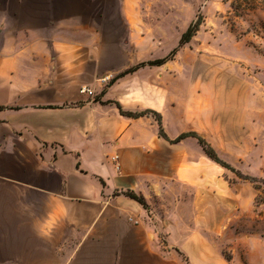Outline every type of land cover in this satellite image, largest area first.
Listing matches in <instances>:
<instances>
[{"label": "crops", "instance_id": "crops-1", "mask_svg": "<svg viewBox=\"0 0 264 264\" xmlns=\"http://www.w3.org/2000/svg\"><path fill=\"white\" fill-rule=\"evenodd\" d=\"M140 12L96 25L88 11L0 0V264H171L162 237L204 249L206 167L220 166L178 139L216 145L204 99L174 71L178 55L119 76L180 40Z\"/></svg>", "mask_w": 264, "mask_h": 264}, {"label": "rangeland", "instance_id": "rangeland-1", "mask_svg": "<svg viewBox=\"0 0 264 264\" xmlns=\"http://www.w3.org/2000/svg\"><path fill=\"white\" fill-rule=\"evenodd\" d=\"M45 7L59 9L62 18L88 11L96 25L120 26L123 8L139 9L141 23L156 13L166 21L155 33L172 41L203 16L174 55V71L186 72L190 91L202 94L212 145L234 170L206 167L203 250L196 240L162 237L157 244L170 246L171 264H264V204L256 202L264 188V0H45ZM219 209L228 217L210 223L219 220Z\"/></svg>", "mask_w": 264, "mask_h": 264}, {"label": "trees", "instance_id": "trees-1", "mask_svg": "<svg viewBox=\"0 0 264 264\" xmlns=\"http://www.w3.org/2000/svg\"><path fill=\"white\" fill-rule=\"evenodd\" d=\"M255 3H253V7H255ZM203 16L201 14L197 15V18L195 20H193L189 26L187 27V29L182 33L181 38L179 40L178 45L172 50V52L164 57V58H160V59H156V60H152V61H146V62H142L139 63L137 66L132 67L122 73H120L119 76H122L124 74H127L129 72H133L135 71L137 68L141 67V66H145V65H161L163 63H165L167 60L172 59L174 57V55L176 54L177 50L184 46L185 44L189 43L193 36L197 33V31L200 29L202 23H203ZM3 107L0 106V110ZM122 112L124 114L130 115V116H136L138 113H133V112H128V111H124L122 110ZM188 135H192L194 137L197 138L199 144L202 146L205 154L207 157H209L210 159H212L213 161H215L217 164H220L226 168H229L231 170H234L233 167L230 166V164L226 163L224 160L221 159V157L219 156L217 150L215 149V147L204 137L201 136L198 133H190V134H183L181 135L178 139H181L185 136ZM246 179H252L254 181H258L257 177H252V176H248L245 177ZM263 184H264V179L260 180ZM125 195H127L128 197L137 200L138 202H140L146 209H149V205L147 204L146 200L144 199V197L142 195L137 194L136 192L132 191V190H128L124 192ZM258 204H264V188L261 189V193L259 194V197L256 201Z\"/></svg>", "mask_w": 264, "mask_h": 264}, {"label": "built area", "instance_id": "built-area-1", "mask_svg": "<svg viewBox=\"0 0 264 264\" xmlns=\"http://www.w3.org/2000/svg\"><path fill=\"white\" fill-rule=\"evenodd\" d=\"M109 77H106V79H108ZM80 92L81 93H88L89 95H92L93 94V90L90 89L89 87H86V86H82L81 89H80Z\"/></svg>", "mask_w": 264, "mask_h": 264}]
</instances>
